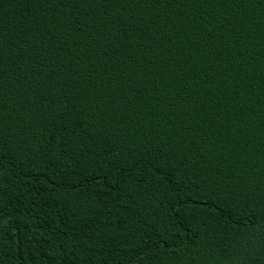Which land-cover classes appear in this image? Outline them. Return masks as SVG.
<instances>
[{"label":"trees","instance_id":"trees-1","mask_svg":"<svg viewBox=\"0 0 264 264\" xmlns=\"http://www.w3.org/2000/svg\"><path fill=\"white\" fill-rule=\"evenodd\" d=\"M0 264H264V0H0Z\"/></svg>","mask_w":264,"mask_h":264}]
</instances>
